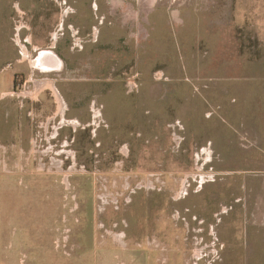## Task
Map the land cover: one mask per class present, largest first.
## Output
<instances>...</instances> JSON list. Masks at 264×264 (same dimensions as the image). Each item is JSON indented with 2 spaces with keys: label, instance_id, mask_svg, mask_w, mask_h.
I'll use <instances>...</instances> for the list:
<instances>
[{
  "label": "rangeland",
  "instance_id": "rangeland-1",
  "mask_svg": "<svg viewBox=\"0 0 264 264\" xmlns=\"http://www.w3.org/2000/svg\"><path fill=\"white\" fill-rule=\"evenodd\" d=\"M0 264H264V0H0Z\"/></svg>",
  "mask_w": 264,
  "mask_h": 264
},
{
  "label": "flooded vegetation",
  "instance_id": "flooded-vegetation-1",
  "mask_svg": "<svg viewBox=\"0 0 264 264\" xmlns=\"http://www.w3.org/2000/svg\"><path fill=\"white\" fill-rule=\"evenodd\" d=\"M80 33V30H78L77 32H72V38L75 39L76 35H79ZM90 37V35H89ZM74 43V42H73ZM74 47H72L73 49ZM53 49V48H51ZM46 50H50V49H46ZM33 60H35L36 64L38 65H44V66H48V63H49V66L47 67L49 70H54V69H57L58 68V63L55 61V56L52 54L50 55L49 53L45 52L44 50H40V51H37L35 56L32 58ZM47 62V63H46ZM30 64V63H29Z\"/></svg>",
  "mask_w": 264,
  "mask_h": 264
},
{
  "label": "crops",
  "instance_id": "crops-1",
  "mask_svg": "<svg viewBox=\"0 0 264 264\" xmlns=\"http://www.w3.org/2000/svg\"><path fill=\"white\" fill-rule=\"evenodd\" d=\"M24 37H26V36H24ZM25 52L26 51H24V57L27 58L28 56H27V54ZM30 62L33 63V64H36V62L33 59H31Z\"/></svg>",
  "mask_w": 264,
  "mask_h": 264
},
{
  "label": "bare ground",
  "instance_id": "bare-ground-1",
  "mask_svg": "<svg viewBox=\"0 0 264 264\" xmlns=\"http://www.w3.org/2000/svg\"><path fill=\"white\" fill-rule=\"evenodd\" d=\"M46 63H47V62H46ZM49 63H50V61H49ZM49 63H48V64H49Z\"/></svg>",
  "mask_w": 264,
  "mask_h": 264
}]
</instances>
